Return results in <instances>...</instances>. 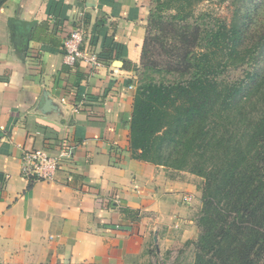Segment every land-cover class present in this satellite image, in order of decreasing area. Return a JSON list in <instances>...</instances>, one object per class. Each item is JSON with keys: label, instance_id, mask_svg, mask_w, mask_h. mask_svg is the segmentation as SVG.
<instances>
[{"label": "crops", "instance_id": "0c3cea01", "mask_svg": "<svg viewBox=\"0 0 264 264\" xmlns=\"http://www.w3.org/2000/svg\"><path fill=\"white\" fill-rule=\"evenodd\" d=\"M152 6L9 0L0 10V264H146L197 239L200 198L197 208L183 201L193 175L134 159L130 148L129 66L141 63ZM79 23L107 57L99 69L66 62L64 41ZM37 150L69 152L56 182L23 175L25 154Z\"/></svg>", "mask_w": 264, "mask_h": 264}, {"label": "trees", "instance_id": "16d2710c", "mask_svg": "<svg viewBox=\"0 0 264 264\" xmlns=\"http://www.w3.org/2000/svg\"><path fill=\"white\" fill-rule=\"evenodd\" d=\"M205 1L228 0H153L141 63L129 66L131 153L202 179L197 239L156 264L190 250L189 264H264V20L248 30L264 0H234L230 25L197 15Z\"/></svg>", "mask_w": 264, "mask_h": 264}, {"label": "built area", "instance_id": "2783aa9c", "mask_svg": "<svg viewBox=\"0 0 264 264\" xmlns=\"http://www.w3.org/2000/svg\"><path fill=\"white\" fill-rule=\"evenodd\" d=\"M64 52L66 62L69 65L82 62L91 65L94 69L104 66L99 53L94 49L90 41L86 39L84 26L80 23L73 27L64 41ZM134 88L135 86L130 87L131 90ZM68 154L67 150H62L57 157H52L41 150L27 152L24 156L23 175L31 183L37 181L56 182L62 159ZM68 179L71 180L72 177L69 176Z\"/></svg>", "mask_w": 264, "mask_h": 264}, {"label": "rangeland", "instance_id": "374dc122", "mask_svg": "<svg viewBox=\"0 0 264 264\" xmlns=\"http://www.w3.org/2000/svg\"><path fill=\"white\" fill-rule=\"evenodd\" d=\"M234 0H228L223 4L214 2V1H205L201 4H199L196 7V14H210L212 15V17L214 18H218L222 21H225L228 25H230L232 23V21L235 19L236 13H237V7L240 6V4H236ZM264 8L263 6L255 13L252 14V21L249 22L248 20L246 22H249V34H252L253 32H256V30L258 29V25L263 23L264 20V12H263ZM246 12H242V14H244ZM241 71L237 70V71H233L232 75L236 76V75H240ZM187 173V172H186ZM189 175H192L190 173H187ZM193 177L195 178V183H193V187H192V192L191 194H187L185 196H183V201L187 204H192V207L197 208V205H199V201L198 198L201 197V191H200V186L202 184V179L198 178L197 176L193 175ZM187 178V177H185ZM197 178V179H196ZM194 194H196V199ZM201 202V201H200ZM199 208L197 209V213H198ZM195 212V214H197ZM196 215H194L195 217ZM185 244L181 245V249L184 248ZM180 248V247H179ZM178 248V250H179ZM178 250H174L171 251L172 254L171 255H167V252H163L160 253L159 256H152V258L149 260L150 262L146 263V264H156L158 262L161 261H167L168 263H172L174 262V260L177 257V251ZM193 260V251L190 250L188 251L182 258H181V263L182 264H189L190 262H192Z\"/></svg>", "mask_w": 264, "mask_h": 264}, {"label": "water", "instance_id": "95a60500", "mask_svg": "<svg viewBox=\"0 0 264 264\" xmlns=\"http://www.w3.org/2000/svg\"><path fill=\"white\" fill-rule=\"evenodd\" d=\"M22 26H23V27H26L27 24L24 23V24H22ZM30 26H31V25H30ZM118 63H120V62H118ZM156 240H157V237H156ZM159 251H160V249H159V246L157 245V252L159 253Z\"/></svg>", "mask_w": 264, "mask_h": 264}]
</instances>
